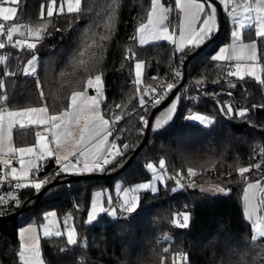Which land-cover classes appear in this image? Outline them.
<instances>
[{"label":"trees","instance_id":"obj_1","mask_svg":"<svg viewBox=\"0 0 264 264\" xmlns=\"http://www.w3.org/2000/svg\"><path fill=\"white\" fill-rule=\"evenodd\" d=\"M161 1L173 9V0ZM49 2L19 0L17 17L11 23L4 22L6 28L23 24L26 31L40 23H51L39 42L27 32L24 36L13 37V42L22 39L37 43L34 50L38 60L37 72L33 77L23 74L31 52L13 48L4 39L5 48L0 49V55L7 59L0 61V79L5 84L0 95L7 94L9 99L0 101V107L20 110L47 105L51 114L57 113L67 107L72 91L84 90L89 75L101 74V111L109 117L112 116V107L122 106L117 115H127L119 121L117 143L121 147L123 144L132 147L121 167L109 165L102 172L94 171L109 175L95 180L65 181L66 175H53L57 168L52 160L42 163L40 171L35 173L36 178L51 172L52 181L58 180V183L37 199L34 198L37 192L31 188L15 190L18 203L7 199L0 204V216L18 211L23 204L27 208L16 219L0 221V264H20L19 229L29 224L39 227L48 212H56L60 224L66 217H71L67 222L76 229L78 243L67 245L64 235L41 238V257L45 264H264V238L257 242L251 240L254 232L245 219L242 203L245 186L264 178V157L260 155V149L264 147V108L252 107L264 105V85L253 79L239 80L228 76L229 70L224 62L210 59L227 43L226 13L223 11L224 23L217 38L186 64L183 86L190 91L192 102L185 101L178 91L176 96L181 99L172 120L161 130L150 131L145 145L124 167L145 131L141 134L140 116L145 113L138 104L134 64L143 62L140 88H156L173 66L182 70L186 57L196 49H185L180 53L168 42L141 46L133 40L140 24L147 20L151 0H81L82 13L65 12L51 18L46 13ZM41 5L44 6L43 17ZM101 36L109 39L100 41ZM243 38L255 39L258 50L264 48V41L255 38L252 29L244 30ZM93 41L97 45L102 43L103 47H96ZM129 49L135 53L134 57ZM79 52H84V56H79ZM81 59L85 63L93 61L90 72L79 66ZM4 72L15 75L5 76ZM37 79L45 93L43 99L39 95L41 89L36 87ZM197 80L203 81V91L198 90ZM229 92L231 97L227 95ZM227 104L237 111L249 108L248 116L241 119L234 114L221 113L220 106ZM154 107L147 109V118ZM197 112L214 117V124L202 126L186 118ZM40 129H15V145L33 144ZM178 145L182 148L178 149ZM160 159L165 160L169 176H175L176 172L184 174V188H179L175 179L165 180L156 193H140V205L129 219L117 212L115 219L104 215L91 225L86 223L95 190L106 187L112 191V183L117 178H122L124 184L148 178L146 165L158 164ZM256 164L261 167L255 168ZM189 167L197 172L191 178L195 185H219L225 193L211 195L188 187ZM239 167L252 168L245 174L247 180L239 176ZM173 188L177 191L173 192ZM184 211L190 213V227L179 229L172 221ZM165 247L169 248L167 253L163 251Z\"/></svg>","mask_w":264,"mask_h":264},{"label":"snow or ice","instance_id":"obj_2","mask_svg":"<svg viewBox=\"0 0 264 264\" xmlns=\"http://www.w3.org/2000/svg\"><path fill=\"white\" fill-rule=\"evenodd\" d=\"M3 3L16 6H3L0 4V21H12L17 17L19 0H3ZM232 0H175V9L179 10L181 18L178 25L179 35H176L175 30H171L165 21L168 20V13L173 9L170 6H165L161 0H151V10L147 16V22L141 23L137 29V36L133 40L137 41L139 45L145 46L154 42H168L175 46L177 52H184L185 49L191 51L192 49L201 48L205 42L215 34L218 28V6H223L227 17L231 19L232 23L236 26L231 31L230 35L232 43L228 47H221L219 51L210 57L214 62L226 61L235 62L230 66L227 75L236 77L239 80H245L246 77H251L254 81L264 85V78L260 73H264V48L258 50L257 41L253 40L250 43H244L242 31L245 28L251 29L255 25V36L264 41V0H255L252 5L245 0L240 5L244 15L243 18L238 17V8L233 6L228 11L229 4ZM66 5V9H65ZM44 6L41 5V17L44 16ZM65 10L69 14H80L83 9L81 0H50L47 5V17L51 18L55 15H62ZM255 13L254 16L249 13ZM0 22V37H6L8 44L13 48H22L31 52V59L27 61V67L23 69L24 75H33L37 72L36 63L37 55L35 49L37 43L28 42L26 40L17 39L13 42V36L19 33L24 36L25 33L21 32V26L13 24L11 27H5V24ZM40 23L34 27L27 29V35L39 42L44 38L47 33L49 24ZM59 30V29H57ZM110 31V25H109ZM108 36H101L100 41L108 40ZM93 45L102 48L103 44ZM88 47H92L89 45ZM5 48V42L0 40V49ZM135 53L132 49L128 50ZM259 51V54H258ZM79 56H84V52H79ZM131 57H126L130 59ZM7 57H0V61L6 60ZM95 57L93 56V61ZM93 61L85 63L83 59L79 60V66L86 72H90L94 67ZM234 69V70H233ZM142 70L143 62L139 61L134 64L136 92L139 93L138 104L144 110V115L140 116L141 134L143 130L158 131L168 124L173 118V114L177 111V102L181 99L180 96L175 95V90H178L179 85L175 83H167L160 85L159 91L155 87L142 90L140 85L142 83ZM5 76L15 75V73L4 72ZM182 70L174 71V79H182ZM203 81L197 80L196 85L199 91L204 89L201 87ZM5 86L4 81L0 79V89ZM235 85H233L234 87ZM36 87L41 89V82L36 80ZM88 89H93L96 93L94 96L88 94ZM187 94V90H185ZM41 99L44 98L45 93L41 89L39 92ZM169 95L173 96L171 106L167 109L163 118H156L153 126L152 121L147 118V109L152 106H159L168 99ZM230 97L232 93H227ZM147 97V99H146ZM103 98V81L102 75L97 74L94 76L89 75L86 80V85L82 91H72L70 96V103L63 111L50 114L49 107L33 106L26 107L19 111H10L6 108H0V165L5 168L9 166L10 157L19 156V169L12 167L9 172L0 175V180L6 177H11L15 181L14 188L17 190L31 188L40 193V191L49 183L52 178L37 179L35 173L40 171V161L54 157L56 163L59 165L58 172L54 176H59L61 173H90L94 171H104L106 166L121 167L123 159L127 158L128 150L132 147L130 144H123L121 147L117 143V137H114L116 131L114 125L124 118L125 114L112 115L106 118L105 114L101 111V103ZM7 94L0 95V101H8ZM121 108L120 104L116 105ZM254 108H264V105H253ZM221 113L225 115H235L241 119L246 118L250 109L245 107L238 111L234 110L231 104L221 105ZM189 120L196 121L202 126H211L214 124V117L210 115H202L200 113H192L186 117ZM7 121V123H5ZM25 122L37 127L43 126L44 132H36V145L33 147H13L12 146V131L15 125L19 124L24 126ZM48 134L51 140L48 139ZM113 137V139H109ZM178 149L182 145L177 146ZM260 155L264 157V147L260 149ZM29 157L27 162L25 157ZM9 157V158H4ZM148 170H151L153 181L164 182L165 180L175 179L179 188H184V174L176 172L175 176H169L166 170L164 159L158 162V169L153 163L146 165ZM255 168H260L261 164H256ZM252 170L251 167H239L238 174L241 178L247 180L245 176ZM197 172L189 167L187 169L188 187H195V177ZM204 191L205 189H201ZM208 191L217 193H225V189L219 185H215ZM117 191L124 192L123 203L119 208L121 216L125 219L130 218V214L136 213L140 205V198L137 195L128 196L129 191L132 193L140 191H150L155 193L157 191L156 184L153 182L139 183L135 188H121L117 186ZM173 192L177 188L172 189ZM261 194L259 203L264 205V187L260 186V182L248 183L244 192L245 213L247 218L252 221V229L254 234L251 236L253 242L258 239L264 238V216L257 215L258 206L255 203L257 194ZM100 194H98L99 196ZM13 201H17V197L12 196ZM4 201V197H0V204ZM18 203V201H17ZM109 207H105L103 203L97 199L91 205V211L86 214V223L91 225L97 222L102 214L108 215L110 218H117L118 209L113 206L112 197L107 198ZM56 212H48L44 219L47 223L41 225L43 229V237H61L65 233L60 230L56 222ZM178 218L174 219L172 223L179 229H188L190 227V213L184 211L177 214ZM71 217H66L64 226L66 229L67 245H77V234L75 228L68 227L67 221ZM170 240V237H165ZM19 253L18 258L20 264H45V260L41 257V237L37 234V228L33 224H29L19 231ZM165 253L169 248L163 249ZM187 260V256L183 257ZM163 264V262H162Z\"/></svg>","mask_w":264,"mask_h":264},{"label":"crops","instance_id":"obj_3","mask_svg":"<svg viewBox=\"0 0 264 264\" xmlns=\"http://www.w3.org/2000/svg\"><path fill=\"white\" fill-rule=\"evenodd\" d=\"M162 2V1H161ZM247 2L248 3H250V4H252V3H254L255 1H251V0H247ZM163 3V2H162ZM150 10H151V8H150ZM149 10V11H150ZM226 13V12H225ZM244 13H243V11H242V9H238V16H240V17H243L242 15H243ZM168 20H166L165 21V24L166 25H168L169 26V28H170V31L171 30H175L176 31V35L178 36L179 35V31H178V25H179V21H180V18H181V14L179 13V10H177V9H175V0H173V10L171 11V12H169L168 14ZM146 22H147V20H146ZM145 22V23H146ZM4 23V22H3ZM217 23H218V20H217ZM227 24H228V40H227V43L226 44H224V45H222L221 47H228L231 43H232V38H231V35H230V33H231V31L232 30H234L235 29V27L236 26H233V27H231V25H229V22H227ZM246 29H249V28H245L244 30H246ZM252 30H253V35H254V37L255 38H257L256 36H255V26L253 25V27L251 28ZM243 30V31H244ZM243 31H242V37H243ZM136 36H137V33H136ZM253 40H255V39H253ZM253 40H244L243 39V42L244 43H250V42H252ZM154 43H158V42H154ZM153 44V43H152ZM173 46V48H174V50L176 51V49H175V46L174 45H172ZM220 47V48H221ZM219 48V49H220ZM219 49L217 50V52L219 51ZM216 52V53H217ZM215 53V54H216ZM221 62H224L225 64H226V66H227V68H228V70H230V66L231 65H233L235 62H226V61H221ZM234 70V69H233ZM260 75L262 76V78H264V73H260ZM234 78H236V77H234ZM238 79V78H237ZM245 79H252L251 77H246ZM88 94L90 95V96H94V95H96V93H95V91L93 90V89H88ZM70 103V102H69ZM0 108H2V107H0ZM67 108V107H66ZM65 108V109H66ZM20 110H22V109H20ZM64 110V109H63ZM62 110V111H63ZM10 111H19V110H10ZM50 113V112H49ZM51 114V113H50ZM106 118H109V117H106ZM5 123H7V121H5ZM24 127H36V128H41L40 129V131L39 132H44V128H43V126H40V127H37V126H35V125H30V124H28L27 122H25V124H24V126H21V125H19V124H17V125H15L14 126V128H13V131L15 130V129H18V128H24ZM13 131H12V146L15 148V147H33V146H35L36 145V140H37V137L35 138V141H34V143L33 144H31V145H28V146H16L15 145V143H14V140H13ZM48 139L49 140H51V136H50V134H48ZM110 139V138H109ZM4 158H9V157H4ZM10 159V163H9V166L7 167V168H5L3 165H0V175H3L4 173H6V172H9L10 170H11V168L12 167H16L17 169H19V167H20V165H19V156H15V157H10L9 158ZM29 159V157H25V161L27 162V160ZM51 161L52 160V164H54L55 166V168H57L58 170H59V165L56 163V160H55V158L54 157H52V158H48V159H46V160H44V161H40V165L42 164V163H44V162H47V161ZM90 173H92V172H90ZM61 174H63V175H70V174H84V173H61ZM5 180H12L11 179V177L9 176V177H6L5 178ZM256 182H258V181H254V182H250V183H256ZM259 182H260V186L261 187H264V178L262 179V180H259ZM247 188V185L245 186V188H244V191H243V197H244V192H245V189ZM15 190H17V189H15V188H11V187H2V186H0V197H4V200H7V199H11V197L12 196H15L16 194H15ZM243 197H242V203H243V212H244V216H245V219L251 224V227H252V221L251 220H249L248 218H247V215H246V213H245V203H244V199H243ZM260 198H261V194H257V198H256V201H255V203L257 204V206H258V212H257V215H261V216H264V205H262V204H260L259 203V201H260ZM26 227V226H25ZM25 227H22V228H25ZM21 229V228H20ZM20 229H19V231H20Z\"/></svg>","mask_w":264,"mask_h":264},{"label":"rangeland","instance_id":"obj_4","mask_svg":"<svg viewBox=\"0 0 264 264\" xmlns=\"http://www.w3.org/2000/svg\"><path fill=\"white\" fill-rule=\"evenodd\" d=\"M0 4H2L3 6H14V5H9V4H7V3H3V0H0ZM255 4V2L254 3H252V5H254ZM58 6H59V4H58ZM222 8H223V6H222ZM65 9H66V5H65ZM223 11L225 12V10L223 9ZM65 12H67L66 10H65ZM46 13H47V8H46ZM244 15V14H243ZM242 15V16H243ZM249 15H252V16H254L255 15V13L253 12V13H249ZM226 16H227V14H226ZM239 18H243V17H240V16H238ZM8 23H11L12 21H7ZM227 22H229V25H231V27H233V26H235L233 23H232V21H231V19L230 18H228L227 17ZM16 25V24H15ZM17 25H19V26H21V28H20V30H21V32H24L25 34H26V28H25V26L23 25V24H17ZM254 25V24H253ZM12 25H10V27H11ZM255 26V25H254ZM15 35H19V33H17V34H15ZM14 35V36H15ZM13 36V37H14ZM20 36V35H19ZM0 57H1V55H0ZM37 63H38V60H37ZM37 63H36V68H37ZM25 67H27V63L25 64V66H24V68ZM142 73H143V70H142ZM24 74V73H23ZM134 74H135V71H134ZM25 76H29V77H33V76H35V74H33V75H25ZM173 101V99L165 106V107H163L161 110H159V112L155 115V117H154V119H153V126H154V123H155V119L156 118H163L164 117V115L166 114V112H167V109L171 106V102ZM179 102V101H178ZM178 102H177V106H178ZM174 115V114H173ZM196 122V121H195ZM198 123V122H197ZM154 164V163H153ZM154 166H156L157 167V169H158V164H154ZM145 171H146V174H149V177L148 178H145V179H140V180H137V181H133V182H130V183H127V184H124L123 183V181H122V178H117V179H114V181H113V183H112V191H110L108 188H99V189H97V190H95L93 193H92V195H91V200H90V206H89V209H88V211H91V205H92V203L93 202H95L97 199H99L100 200V202L101 203H103L104 204V206L105 207H109L108 206V204H107V198L109 197V196H111L112 197V200H113V206L114 207H116L117 209H118V212H119V208L120 207H117V203L119 202L120 204H122L123 203V199H124V192L123 191H117V186H120L121 188H128V189H132V188H135L136 187V185L137 184H139V183H146V182H153V183H155L156 184V187H157V191L159 190V187L160 186H163L164 185V182H159V181H153V175H154V173L151 171V170H148L147 169V167H145ZM213 186H215L214 184H211V183H207V184H202V185H196L195 186V188L196 189H198V190H200V191H202L201 189L203 188V189H205L204 191H202V192H204V193H208V194H211V195H220V194H222V193H217V192H213V191H208L207 189H209V188H211V187H213ZM156 191V192H157ZM141 192H143V191H140V192H136V193H132L131 191H129V193H128V196L129 197H131L132 195H137L138 197H139V195H140V193ZM155 192V193H156ZM152 193V192H151ZM98 194H100L99 196H98ZM106 216V217H108V218H110L108 215H106V214H102L101 216ZM100 216V217H101ZM56 222H57V225L60 227V230L62 231V232H64L65 234H64V236H65V238H66V241H67V237H66V229H65V226H64V222L62 223V224H60V222H59V219H58V217L56 216ZM99 220V219H98ZM45 223H47V220H45L44 222H43V224H45ZM95 223V222H94ZM43 224H41V225H43ZM67 224H68V222H67ZM41 225L39 226V227H37L36 226V228H37V234L41 237V238H45V237H43V229H42V227H41ZM28 226V225H27ZM26 226V227H27ZM68 227H70V228H72L69 224H68ZM19 234V233H18ZM77 239H78V237H77ZM19 253V252H18ZM19 259V258H18ZM19 263H20V261H19Z\"/></svg>","mask_w":264,"mask_h":264},{"label":"water","instance_id":"obj_5","mask_svg":"<svg viewBox=\"0 0 264 264\" xmlns=\"http://www.w3.org/2000/svg\"><path fill=\"white\" fill-rule=\"evenodd\" d=\"M218 3V0H217ZM218 14H219V21H218V28L217 31L215 32V34L210 38V40L205 42V45L201 46V48H197L196 50H194L191 54H189L185 61L183 62L182 65V73H183V77L180 81L179 88L178 90H175V95L177 94V92L179 91V89L181 87H183L184 83H185V79H186V64L189 62V60H191L193 57H195L198 53H200L203 49H205L212 41H214L217 36L220 34L222 27H223V23H224V19H223V8L222 6H218ZM173 99L172 95H169L168 99L164 101V103H162L159 106H155L150 115H149V120L153 121L154 116L159 112V110H161L163 107H165L171 100ZM149 130H145L144 134H143V138L142 141L140 142V144L134 149L133 153L131 154V156L128 158V160L126 161L125 166H127L128 164H130L132 162V160L134 159V157L138 154V152L141 150V148L145 145V143L148 140L149 137ZM123 167V168H124ZM119 169V171H122V169ZM109 175H105V174H99V173H84V174H70V175H66L65 181H77V180H95V179H100V178H104L107 177ZM56 183H58V180H53L51 183L47 184L41 191L39 194H35L34 198H39L40 196H42L44 194V192L49 189L50 187H52L53 185H55ZM27 208H25V204L22 205V207L16 211L13 212L7 216H0V221H5V220H13L16 219L18 217V215L22 212H25Z\"/></svg>","mask_w":264,"mask_h":264},{"label":"built area","instance_id":"obj_6","mask_svg":"<svg viewBox=\"0 0 264 264\" xmlns=\"http://www.w3.org/2000/svg\"><path fill=\"white\" fill-rule=\"evenodd\" d=\"M244 2H245V0H232V3H230L229 6H228V11H230L233 6H236L238 9H240V5H242ZM0 22H3V21H0ZM5 38L6 37H0V40L4 41ZM174 71H176V69L173 66L171 71L167 75V77L163 80V82L156 87L158 91H159V86L160 85H166L167 83H175L177 85L179 84L181 79L180 80H175L174 79ZM182 77H183V75H182ZM150 88L151 87H148L147 89L150 90ZM185 90H187V88H185L184 86L179 89V91H181L183 99H185V101H187V102H192L193 99H192L190 91L187 90V94H186ZM110 113L112 115H117L118 114V108L117 107H112L111 110H110ZM133 113H131V114H133ZM118 126H119V122L114 125V127L116 129V131H114V134H113L114 137H116V132L118 131ZM111 139H113V137H110V140ZM57 172H58V169H57ZM49 177H51V172L46 174V175H43L41 177H38L37 179H48ZM15 183L16 182L12 181V180H5V179L0 180V186H2V187L14 188V184ZM117 206H121V204L118 202ZM78 263H80V261H78Z\"/></svg>","mask_w":264,"mask_h":264}]
</instances>
